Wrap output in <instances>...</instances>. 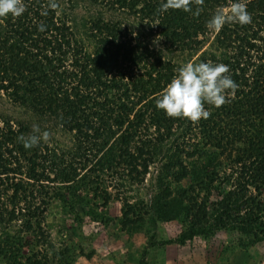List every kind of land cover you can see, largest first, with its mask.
<instances>
[{
  "label": "trees",
  "instance_id": "16d2710c",
  "mask_svg": "<svg viewBox=\"0 0 264 264\" xmlns=\"http://www.w3.org/2000/svg\"><path fill=\"white\" fill-rule=\"evenodd\" d=\"M83 1L99 14L80 29L56 0V8L52 0H23L20 17L0 18V92L52 122L55 134L73 137L65 145L51 131L25 149L18 137L32 134L33 124L0 118V264L91 259L78 245V230L68 232V246L52 242L48 212L59 205L64 220H105L99 209L113 201L108 189L132 204L135 187L157 164L171 181L146 209L153 222L179 223L182 233L152 245L206 244L222 232L264 242V0H246L251 24H226L213 39L207 23L231 0H192L199 16L161 13L165 0ZM108 13L134 17L138 25ZM176 53L186 54V63L227 65L239 85L225 105H205L207 119L170 118L156 107L182 66L167 56ZM125 223L132 237L139 224Z\"/></svg>",
  "mask_w": 264,
  "mask_h": 264
},
{
  "label": "rangeland",
  "instance_id": "374dc122",
  "mask_svg": "<svg viewBox=\"0 0 264 264\" xmlns=\"http://www.w3.org/2000/svg\"><path fill=\"white\" fill-rule=\"evenodd\" d=\"M56 1L61 15L69 19L78 29L87 19L99 14V10L83 0ZM104 15L114 21L122 22L125 26L137 27L138 25V20L134 17L110 13ZM215 33L214 31L211 39L214 38ZM155 44L160 48L159 43ZM167 56L181 65H184L188 59L186 54L180 53ZM5 117H12L13 121L19 120L33 124V127L38 126L41 132L49 134L52 131L50 135L56 141L65 145L73 144V137L70 134H66L67 136L62 135L63 133L55 134L52 122L49 125L46 119H40L21 109L0 92V118ZM160 166L158 164L153 166L145 177L143 185L135 187L139 194H136L137 199L132 201V204L119 200L117 192L112 188L108 189L112 193L113 201L110 207L99 209L100 213L107 214L105 220H93L85 215L81 223H75L74 218L70 217L64 220L65 215L59 205L54 206L47 214L48 221L45 226L47 229L50 225L48 230L52 242L56 246H68L66 238L68 232L75 234L78 230L83 237L78 245L85 249V255L91 257L87 260L82 258L83 261L80 264H142L146 250L147 256L144 258L146 264H264V242L251 245L250 240L232 232H222L206 244L195 242L184 247L177 244L152 245L151 241L152 243L175 241L182 233V226L179 223L153 222V218L146 209L150 200L165 190L171 181L167 182L161 178ZM111 180L110 178L107 181L111 182ZM133 208H137L140 215L136 217L135 211H132ZM88 211L86 207L84 213ZM130 218L139 224V227L135 226L138 230L131 234L132 237L129 235L128 227L125 226V222Z\"/></svg>",
  "mask_w": 264,
  "mask_h": 264
},
{
  "label": "clouds",
  "instance_id": "9594fccd",
  "mask_svg": "<svg viewBox=\"0 0 264 264\" xmlns=\"http://www.w3.org/2000/svg\"><path fill=\"white\" fill-rule=\"evenodd\" d=\"M203 3L204 0H195L196 5ZM50 7H57L55 0H52ZM169 9L182 10L194 16H199L202 10L197 7L194 11L192 0H165L160 12ZM25 11L23 0H0V18L9 15L20 17ZM229 23L240 25L252 23V15L247 10L246 0H231L228 7L219 8L208 21L207 27L211 31L219 32ZM40 30H44L43 26ZM238 88L239 85L230 75L227 65L203 61L187 62L177 70V74L159 94L156 107L170 118L196 122L210 116L206 104L219 108L229 102V97L234 95ZM48 136L47 132H41L38 126H34L32 134L21 135L18 140L25 149H32L46 141Z\"/></svg>",
  "mask_w": 264,
  "mask_h": 264
}]
</instances>
